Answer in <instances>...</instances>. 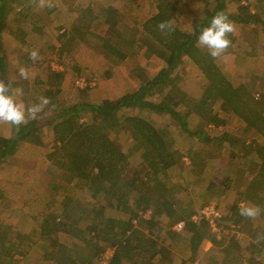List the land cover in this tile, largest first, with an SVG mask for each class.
<instances>
[{"label": "trees", "instance_id": "16d2710c", "mask_svg": "<svg viewBox=\"0 0 264 264\" xmlns=\"http://www.w3.org/2000/svg\"><path fill=\"white\" fill-rule=\"evenodd\" d=\"M153 1L152 13L140 27L132 28L125 24L123 14L109 5L105 7L104 21H98L106 26L104 35H96L92 31L95 16L88 6L75 17L67 32L59 34L62 46L57 51L60 56L74 39L88 45L96 37L99 41L94 44V49L99 55L112 64L129 58L132 71L139 80L136 89L115 99L105 97L97 103L85 99L88 87L85 84L82 86L84 88H78L82 97L61 105L59 94L62 84L74 74H78L76 79L81 80L82 67L79 64L72 65L70 71L73 74L67 68L52 69L48 74V85L39 96L27 97V82L17 77L11 78L8 73L7 48L2 32L9 15H12L10 13L17 10L14 19L17 24L29 18L28 13L38 0H0V79L5 83L11 79V90L17 87L22 90L20 100L34 104L41 96L50 99L45 109L47 115L40 113L38 119L29 120L19 128L12 126L9 135H0V167L21 143L42 146L41 127L48 126L57 146L47 154V158L52 166L64 171L65 180L73 187V191L65 190L59 212L49 210L52 202L40 211V218L37 217V224L32 231L34 236L29 237L43 238L44 243L41 245L36 246L31 238L23 241L26 235L20 236L18 231L12 238L14 228L0 221V264H18L15 255L25 257L29 247L39 250L48 264L92 262L107 247L115 249L110 264H146L148 261L172 264L171 249L178 248L180 239L186 238L192 244H198L203 230L211 227L210 219L204 215L193 218L199 213L197 209H202L207 203H201L198 208L195 205L180 208V201L173 191L171 175L181 169L184 155L191 156L190 143L188 146L183 144L184 148L180 149L174 133L180 132L185 143L196 141L216 144L209 136L207 126L225 124L229 116L236 117L259 137L260 141H252L254 146L246 154L256 166L257 173L251 182L247 183L246 178L241 180L224 222H218L220 217H214L215 225L225 227L228 232L225 234L222 228V237L212 238L216 252L211 264H264V239H258L264 237V233L253 225V218L242 217L238 212L240 202L244 201H256L257 206L264 209V89L259 90L258 96L252 95L250 90L241 94L221 70L218 58H213L208 49L198 45L202 28L209 25L217 12L225 13L234 26L240 28L253 29L264 24V0H247L246 4L239 3L233 11L227 10L226 0H200L203 6L194 15L189 31L173 22L177 12L176 0ZM56 7H45L46 13L50 14ZM160 21H170L175 30L167 36L162 35L157 29ZM31 25L32 29L39 30L35 22ZM16 28L10 27L9 32L23 48L28 44V33ZM228 39L231 45L224 54L235 55L238 61L243 62L244 56L237 50L234 32L228 34ZM147 43L160 51L157 55L162 60V67L153 75L138 62V54ZM151 54L155 55L148 52V56ZM19 55L25 58L22 60L26 61L25 66L33 65L27 51ZM186 58L192 61L194 70L201 76L199 94L192 91L194 88L188 91L178 76ZM109 75L107 72L106 76ZM195 109L201 110L200 121L191 128L187 118ZM157 117L165 118L167 126L159 125ZM121 136L126 139V146L119 141ZM223 138V141L217 142L218 148L224 149L226 141L228 152L233 155L229 145L237 140L227 134ZM193 167L199 177L206 170L205 164L194 163ZM213 187L211 181L206 185L208 190ZM82 189H87L90 196L96 198L95 202L78 199L75 194ZM223 192L226 190L223 189ZM3 199L0 187V201ZM113 209L128 216L121 218L112 214ZM146 210L151 211L149 218L142 216L141 212ZM69 213L78 214L75 218L81 220L84 231L92 234L98 245L86 244L80 250L59 239L61 232L74 233L77 229V221H70L67 217ZM258 217L263 220L264 229V211ZM164 219L171 220V223L163 241L166 243L169 240L174 244L164 245L155 239L160 236ZM178 222H183L179 231L173 229V225ZM231 223L237 225L233 230ZM238 232L250 239L246 248L247 256L243 253ZM88 247L90 252L86 253ZM191 260L192 257L185 262L183 259V262Z\"/></svg>", "mask_w": 264, "mask_h": 264}, {"label": "rangeland", "instance_id": "374dc122", "mask_svg": "<svg viewBox=\"0 0 264 264\" xmlns=\"http://www.w3.org/2000/svg\"><path fill=\"white\" fill-rule=\"evenodd\" d=\"M60 3L62 8L55 11L53 14H47L45 8L39 7L38 3L31 8L28 13L29 18L21 20L17 24L14 22L16 19L13 11L9 15L5 29L2 32L3 41L7 48L8 59V73L10 77H17L18 80L22 79L17 73V68H24L28 72L27 82L28 93L27 97H38L39 93L48 85V74L52 69L67 68L68 72L72 69V65L79 64L82 67V79L84 80L83 86L88 85L86 89L85 99L92 102H99L103 98L115 99L121 94L132 91L139 86V80L136 78L132 71V66L129 63V58L125 61H118V63H111L106 61L95 50V43L99 41L94 38L92 43L84 45L80 41H76V47L73 52L71 51V44L64 48L62 55H59L57 44L61 43L60 35L62 32H67L70 29L75 17L82 14L83 9L89 6L95 16L92 23V31L96 35H104L106 30L105 25L99 24L104 21V12L106 6H113L123 14V21L130 27L141 26L143 21L152 13L153 0H55ZM177 12L173 22L183 30L191 28V21L194 15L198 14L203 6L200 0H176ZM226 7L228 11H233L239 3L246 4L247 0H226ZM253 1V0H252ZM21 8V7H20ZM55 16V17H54ZM36 26H45V30L32 29V23ZM264 20V14L262 16ZM99 21V22H98ZM98 24V26H96ZM10 27L24 30L28 33L27 45L23 48L20 43L15 40L9 32ZM37 27V28H38ZM16 30V31H17ZM189 31V30H188ZM234 34L237 38V50L240 51L241 56H244L243 62L238 61L235 55H221L218 57V64L223 72H225L234 86L241 94H246L248 90L252 91V95H260L259 90L264 89V24L258 25L256 28H240L234 26ZM41 35V36H40ZM39 40L36 42L35 39ZM49 42V43H48ZM55 44V45H54ZM74 45V44H72ZM38 50L40 59L32 61L33 65L25 66L26 61L20 53L27 51L30 53L32 50ZM153 52L148 56V52ZM157 48L153 44L147 43L138 54V62L144 67L148 73L155 74L162 67V60L159 58ZM242 63V64H241ZM107 72L110 73L106 76ZM73 74V73H71ZM78 74H74L62 84L61 93L59 94V102L61 105L70 103L75 98L82 97L79 93L76 78ZM181 84L187 89L196 94H199L201 88V76L194 70L193 63L190 59L186 58L182 63V69L178 72ZM93 83L89 85V83ZM84 88V87H81ZM19 87L12 90L15 95ZM259 93V94H258ZM22 95L16 96L17 102L22 103L25 107L32 105L30 101L20 100ZM84 96V95H83ZM19 99V100H18ZM201 110L195 109L188 115V124L191 128L195 127L200 121ZM228 116V115H227ZM158 118V117H157ZM44 118H42L43 120ZM158 124H166L165 118H158ZM12 126L0 123V135H9ZM207 131L216 144L211 142L199 143L196 141L184 142L181 139L180 132L174 133L175 142L180 149H183V144L190 143L189 155L182 157V166L178 173L172 174L174 181L173 191L176 193L179 201L180 208L195 205L196 208L201 203H207L208 207L213 208L217 212V217H220L218 222H224L229 215V209L235 200L236 190L241 185V180L246 178L251 182L256 177V166L253 162L249 161L246 154L252 149L254 144L252 141L259 142L258 135L251 130L243 122L239 121L234 116L226 117V123L221 125L209 124ZM41 136L43 137L44 144L36 146L32 144L21 143V145L12 153L7 162L2 163L0 167L1 182L0 187L4 195V199L0 201V221L9 224L14 228L11 235L14 238L15 232L18 231L19 235H26L23 238H31L35 245L44 243V239L35 237L32 231L37 224V217L40 218V211L46 209L47 205L52 202L49 210L59 212L61 201L65 195V190L73 187L69 186L71 183L65 180L66 175L63 170L57 169L50 164L47 154L51 152L56 146L53 132L48 126L41 127ZM227 134L231 139L237 140L231 143L229 147L233 149V155H230L227 149L228 143H224V149L218 148L217 142L220 143L224 140L223 136ZM119 141L123 146L127 145L126 139L120 137ZM233 142V141H232ZM227 144V145H226ZM232 157V158H231ZM234 158V159H233ZM202 159V160H201ZM205 164L206 170L199 177L193 171V164ZM216 169V171H215ZM207 175V176H206ZM213 182V189H206L208 182ZM223 189L226 192H223ZM78 199L82 201L95 202L94 196H90L87 189H82L75 194ZM55 200V203L53 201ZM99 207L100 203H96ZM241 204L257 205L256 201L240 202ZM204 208V207H203ZM206 208V207H205ZM204 208V209H205ZM199 212L193 218H199L202 209H197ZM206 210V209H205ZM112 214L119 217H127V213L111 210ZM205 217L210 219L211 227L205 228L202 232V238L198 244H192L186 238L179 240L178 248L175 249L177 254L172 256L173 264H211L212 257L216 252L212 242V238L222 237L220 230L224 229L225 234L228 230L223 226H217L214 222V217L209 215L208 211L204 214ZM68 219L76 220L75 224L77 229L74 233L61 232L59 239L71 245L75 249L82 250L86 244L89 246L98 245L92 234H88L81 226L78 214H67ZM76 217V218H75ZM70 220V221H71ZM253 225L262 234L264 229L262 226L263 220L259 217L252 219ZM171 220L164 219V230L170 228ZM223 224V223H222ZM231 230L237 225L231 223ZM145 232H147L145 230ZM160 236L164 234L159 233ZM36 236V235H35ZM238 239L243 248V253L247 256L246 250L249 243V237L242 232H238ZM160 237H156L158 239ZM87 245V246H88ZM88 251L90 247L86 248ZM89 249V250H88ZM27 255L21 256L16 254L15 258L18 264H48L43 260L42 254L39 250L27 248ZM92 250V249H91ZM90 252V251H89ZM193 258L191 261L185 260ZM184 262H180V259ZM82 260V259H80Z\"/></svg>", "mask_w": 264, "mask_h": 264}, {"label": "clouds", "instance_id": "9594fccd", "mask_svg": "<svg viewBox=\"0 0 264 264\" xmlns=\"http://www.w3.org/2000/svg\"><path fill=\"white\" fill-rule=\"evenodd\" d=\"M38 5L41 8H53L56 6L55 0H38ZM157 29L162 35H169L173 32L174 25L170 21H160L157 24ZM234 31V24L229 20L228 16L223 12H217L210 20L207 27L202 28L198 36V45L208 49L209 54L213 58H218L223 55L230 47L231 41L228 39V34ZM29 58L32 61L40 59L39 51L34 49L29 53ZM20 78L28 79V72L24 68H17V73ZM11 79L5 83L0 79V123H5L14 128H19L22 124L29 120L39 118L38 114L44 113L45 109L50 104V99L46 96L38 98V102L28 107L22 103H18L16 96L22 95V90H17L16 94H12ZM264 209L257 205L241 204L238 206L239 215L246 218L258 217ZM264 239V237H258Z\"/></svg>", "mask_w": 264, "mask_h": 264}, {"label": "built area", "instance_id": "2783aa9c", "mask_svg": "<svg viewBox=\"0 0 264 264\" xmlns=\"http://www.w3.org/2000/svg\"><path fill=\"white\" fill-rule=\"evenodd\" d=\"M77 84L80 87H82L83 84H84V80L83 79L77 80ZM92 84L93 83L91 82L90 85H92ZM205 207L204 208L208 211L209 215H212V216H216L217 215V212L213 208H211V210H210V207H208V206H205ZM204 208H202V210H201V212L203 213L202 215H204L206 213V210ZM141 213H142V216L145 217V218H149L150 215H151V211L150 210H146V211L141 212ZM133 223L135 224L136 220H134ZM174 227L177 230H180L183 227V222L176 223ZM114 250H115L114 247H107V248L104 249V251L101 253V255L97 259H95L94 261H92V262H83V263H78V264H110V260H111L113 254H114Z\"/></svg>", "mask_w": 264, "mask_h": 264}, {"label": "crops", "instance_id": "0c3cea01", "mask_svg": "<svg viewBox=\"0 0 264 264\" xmlns=\"http://www.w3.org/2000/svg\"><path fill=\"white\" fill-rule=\"evenodd\" d=\"M55 3H56V8L50 13V14H53L55 11H57V10H59V9H61L62 8V6H61V4L60 3H57L56 1H55ZM86 7H88V6H86ZM32 9H33V7H32ZM55 14V13H54ZM55 17V16H54ZM45 30V26H39V30L40 31H42V30ZM41 36V35H40ZM39 40V38L37 39H35V41L37 42ZM76 41H78V40H76V39H74L73 41H72V43H71V51L73 52V50H74V47H76L75 46V44L77 43ZM49 43V42H48ZM72 44H74V45H72ZM55 45V44H54ZM58 45V47H61L62 45H61V43H59V44H57ZM63 69V68H62ZM61 70V69H60ZM175 225H173V229H175V230H177L175 227H174ZM168 230L166 229V230H164L163 229V227L160 229V233H162V234H164V236H157V237H160V238H158V239H156V237H155V239L157 240V241H159L160 243H163L164 245H167V244H172L173 242L171 241V242H169V240H167L166 241V243L163 241L164 240V238L166 237V232H167ZM177 231H179V230H177ZM174 244V243H173ZM173 246V245H172ZM171 249V248H170ZM171 253H172V255L171 256H173V255H175V254H177V252L175 251V249H171ZM171 261H172V264H173V260H172V258H171ZM180 262L182 263L183 262V259L181 258L180 259ZM146 264H154V263H150L149 261L146 263Z\"/></svg>", "mask_w": 264, "mask_h": 264}]
</instances>
